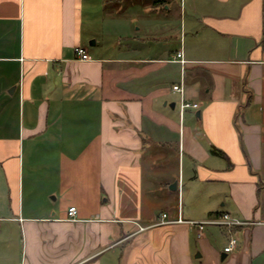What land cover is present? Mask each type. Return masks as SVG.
<instances>
[{"label": "crops", "instance_id": "crops-1", "mask_svg": "<svg viewBox=\"0 0 264 264\" xmlns=\"http://www.w3.org/2000/svg\"><path fill=\"white\" fill-rule=\"evenodd\" d=\"M111 7L0 0V264H264V0Z\"/></svg>", "mask_w": 264, "mask_h": 264}, {"label": "built area", "instance_id": "built-area-1", "mask_svg": "<svg viewBox=\"0 0 264 264\" xmlns=\"http://www.w3.org/2000/svg\"><path fill=\"white\" fill-rule=\"evenodd\" d=\"M75 54L78 59L82 61H87L90 60L91 57L88 55L85 49L81 47H76L75 48ZM177 61L180 62L181 64L185 63V60L183 59V53L178 52L177 53ZM176 91H178L181 94V102L180 106L182 110L188 109V108H198L197 103H192V102H187L185 101L183 97V88L182 86L177 87ZM75 215H76V208L71 207L68 210V220H75ZM166 214H163V217L166 218ZM172 222H182V219H178L176 221H167V222H162V223H172ZM190 224L197 226L198 227V236L200 237L202 235V232L205 228L206 225H219V226H227V227H234L237 225L243 224L242 222L237 221L234 219L230 214L224 213L220 216L218 219L214 220H208V221H201V222H195V221H189ZM238 243V240L236 237H232L228 243V245L225 247L224 251L225 252H230L234 249L235 245Z\"/></svg>", "mask_w": 264, "mask_h": 264}, {"label": "rangeland", "instance_id": "rangeland-1", "mask_svg": "<svg viewBox=\"0 0 264 264\" xmlns=\"http://www.w3.org/2000/svg\"><path fill=\"white\" fill-rule=\"evenodd\" d=\"M119 1L122 0H109V8L114 3L117 6ZM149 20H153V22L154 20L156 21V19L153 18H150ZM146 21H148V19L137 18V16L136 17L122 16L119 19H115L112 22L109 21V23L106 24V29H105L106 35L104 36V39H106L108 43H115L117 41L125 42L129 36L135 33L136 28L138 27L144 28L143 26L145 25Z\"/></svg>", "mask_w": 264, "mask_h": 264}, {"label": "water", "instance_id": "water-1", "mask_svg": "<svg viewBox=\"0 0 264 264\" xmlns=\"http://www.w3.org/2000/svg\"><path fill=\"white\" fill-rule=\"evenodd\" d=\"M92 44H93V42H92ZM171 107H174V104H172ZM176 186H177V182H174V184L171 186V188H172V189H175Z\"/></svg>", "mask_w": 264, "mask_h": 264}, {"label": "trees", "instance_id": "trees-1", "mask_svg": "<svg viewBox=\"0 0 264 264\" xmlns=\"http://www.w3.org/2000/svg\"><path fill=\"white\" fill-rule=\"evenodd\" d=\"M216 150L213 148V152H215ZM221 153V152H220Z\"/></svg>", "mask_w": 264, "mask_h": 264}]
</instances>
